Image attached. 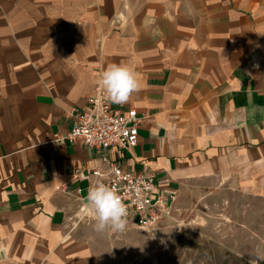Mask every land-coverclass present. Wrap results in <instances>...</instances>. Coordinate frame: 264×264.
Returning a JSON list of instances; mask_svg holds the SVG:
<instances>
[{
  "label": "crops",
  "instance_id": "obj_1",
  "mask_svg": "<svg viewBox=\"0 0 264 264\" xmlns=\"http://www.w3.org/2000/svg\"><path fill=\"white\" fill-rule=\"evenodd\" d=\"M112 63L139 82L112 109L145 120L111 160L264 200V0H0V264H116L86 204L101 154L64 139Z\"/></svg>",
  "mask_w": 264,
  "mask_h": 264
},
{
  "label": "rangeland",
  "instance_id": "obj_2",
  "mask_svg": "<svg viewBox=\"0 0 264 264\" xmlns=\"http://www.w3.org/2000/svg\"><path fill=\"white\" fill-rule=\"evenodd\" d=\"M111 238L117 251L104 257L116 264H264V200L217 180L191 182L154 230L127 225Z\"/></svg>",
  "mask_w": 264,
  "mask_h": 264
},
{
  "label": "built area",
  "instance_id": "obj_3",
  "mask_svg": "<svg viewBox=\"0 0 264 264\" xmlns=\"http://www.w3.org/2000/svg\"><path fill=\"white\" fill-rule=\"evenodd\" d=\"M72 118L74 124L64 139L101 154L100 167L90 170L88 178L100 179L117 190L127 206V225L140 232L154 230L172 213L175 194L163 190L149 171L135 172L107 156L112 151L121 156L134 147L145 118L134 110L112 109L100 87L87 98L85 108L74 112Z\"/></svg>",
  "mask_w": 264,
  "mask_h": 264
},
{
  "label": "clouds",
  "instance_id": "obj_4",
  "mask_svg": "<svg viewBox=\"0 0 264 264\" xmlns=\"http://www.w3.org/2000/svg\"><path fill=\"white\" fill-rule=\"evenodd\" d=\"M98 84L104 91L106 99L116 104L126 103L131 95L139 90V82L134 71L116 63L106 67ZM86 204L95 221V231L103 232L110 229L113 232H124L126 230L127 206L115 188L102 181H97L88 189ZM150 238H155L154 233L150 234ZM258 257L260 260H264V258ZM251 264H257V261L253 260Z\"/></svg>",
  "mask_w": 264,
  "mask_h": 264
}]
</instances>
